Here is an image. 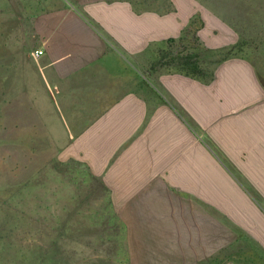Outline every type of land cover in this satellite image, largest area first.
<instances>
[{"label":"crops","instance_id":"obj_1","mask_svg":"<svg viewBox=\"0 0 264 264\" xmlns=\"http://www.w3.org/2000/svg\"><path fill=\"white\" fill-rule=\"evenodd\" d=\"M8 9L33 17L32 65L17 92L27 120L81 123L73 153L106 193L119 264H264V89L247 62L225 63L210 86L174 76L167 102L202 110L203 91L206 104L239 114L185 123L132 82L126 65L149 21L131 3L8 0ZM230 70L249 86L232 85Z\"/></svg>","mask_w":264,"mask_h":264},{"label":"rangeland","instance_id":"obj_2","mask_svg":"<svg viewBox=\"0 0 264 264\" xmlns=\"http://www.w3.org/2000/svg\"><path fill=\"white\" fill-rule=\"evenodd\" d=\"M123 1L132 4L140 22L147 16L149 21L139 37L145 47L126 65L132 82L155 104L173 106L185 123H232L239 114L228 104H206L209 95L203 91L207 107L202 110L167 102L174 99L170 81L176 75L210 86L225 63L242 60L264 89V0ZM32 26L33 17L15 15L8 0H0V264L16 259L19 264H119L122 256L114 255L112 245L120 241L113 238L106 193L92 183L81 151L73 153L80 149L75 142L80 134L71 131L81 123H32L27 96L17 95L32 65L27 62L36 44ZM187 56L197 67L192 74L179 65ZM226 77L235 87L249 86L235 70ZM212 95L222 94L215 89ZM217 112L221 116L215 119Z\"/></svg>","mask_w":264,"mask_h":264},{"label":"trees","instance_id":"obj_3","mask_svg":"<svg viewBox=\"0 0 264 264\" xmlns=\"http://www.w3.org/2000/svg\"><path fill=\"white\" fill-rule=\"evenodd\" d=\"M181 59H184V61H181ZM180 61H179V65H180V68L181 70L184 72V73H189V74H192L195 72V70L197 69L196 65L194 63H192V61L190 60V57L187 56V57H184V58H181ZM19 259H16L15 264H19V263H22V262H19L18 261Z\"/></svg>","mask_w":264,"mask_h":264},{"label":"built area","instance_id":"obj_4","mask_svg":"<svg viewBox=\"0 0 264 264\" xmlns=\"http://www.w3.org/2000/svg\"><path fill=\"white\" fill-rule=\"evenodd\" d=\"M43 50H41V49H36L35 51H34V56H36V57H38V56H40L41 54H43Z\"/></svg>","mask_w":264,"mask_h":264}]
</instances>
